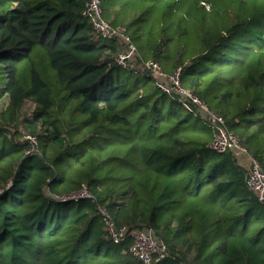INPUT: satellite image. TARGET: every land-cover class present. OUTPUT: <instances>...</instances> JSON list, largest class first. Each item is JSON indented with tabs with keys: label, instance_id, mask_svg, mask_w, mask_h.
<instances>
[{
	"label": "trees",
	"instance_id": "1",
	"mask_svg": "<svg viewBox=\"0 0 264 264\" xmlns=\"http://www.w3.org/2000/svg\"><path fill=\"white\" fill-rule=\"evenodd\" d=\"M88 1L0 0V264H140L98 207L165 246L151 264H264L249 169L208 149L197 104L116 65ZM101 17L263 154L264 0H102ZM83 187L91 198H58Z\"/></svg>",
	"mask_w": 264,
	"mask_h": 264
},
{
	"label": "built area",
	"instance_id": "2",
	"mask_svg": "<svg viewBox=\"0 0 264 264\" xmlns=\"http://www.w3.org/2000/svg\"><path fill=\"white\" fill-rule=\"evenodd\" d=\"M101 2L102 0H89L82 10L81 16L90 21L94 32L102 39L118 41L119 51L114 58L116 65L130 71L136 70V72L150 73L153 75L156 85L163 92L175 94L178 101L185 107H187L189 101L197 104L201 117L214 128L208 149L215 153L230 152L234 163L240 167L242 166L241 162L246 160L249 165V173L246 176L248 189L258 200L264 201V152L259 158L252 157L239 139L231 131L226 130L223 119L209 111L204 102L182 87L179 68L171 73H165L156 61L142 60L138 63L136 47L126 35L125 29L123 27H111L101 17ZM24 139L30 144L27 153H37L36 139L30 135H25ZM1 193L2 190H0ZM91 197L88 190L83 187L78 191L59 196L58 198L60 201L65 202ZM98 211L102 216L104 228L109 239L114 243H120L130 238L131 244L128 250L139 260L140 264H151L169 256L165 246L154 238L150 231H129L125 228H117L110 220L104 207H98Z\"/></svg>",
	"mask_w": 264,
	"mask_h": 264
},
{
	"label": "rangeland",
	"instance_id": "3",
	"mask_svg": "<svg viewBox=\"0 0 264 264\" xmlns=\"http://www.w3.org/2000/svg\"><path fill=\"white\" fill-rule=\"evenodd\" d=\"M6 102V100H5V97L3 96V98L1 99V101H0V108L2 109L3 107L2 106H4V103L2 104L1 102ZM31 112H32V107H27V109L25 110V115H29V114H31ZM46 126V125H45ZM48 127V126H47ZM43 129H45V127H43ZM242 167H244V168H248L249 167V165H248V163L246 162V160H243L242 162Z\"/></svg>",
	"mask_w": 264,
	"mask_h": 264
}]
</instances>
